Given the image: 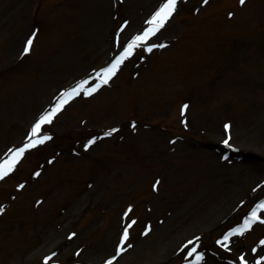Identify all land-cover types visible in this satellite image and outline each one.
<instances>
[{
	"label": "rangeland",
	"instance_id": "obj_1",
	"mask_svg": "<svg viewBox=\"0 0 264 264\" xmlns=\"http://www.w3.org/2000/svg\"><path fill=\"white\" fill-rule=\"evenodd\" d=\"M159 3L0 0V158L120 51L121 27L123 43ZM157 42L167 47L66 104L44 126L52 139L0 180V264H45L53 252L48 264H185L181 248L196 236L206 264H232L264 239L257 222L231 252L216 244L264 198V0H178ZM131 220L132 247L118 253Z\"/></svg>",
	"mask_w": 264,
	"mask_h": 264
},
{
	"label": "snow or ice",
	"instance_id": "obj_2",
	"mask_svg": "<svg viewBox=\"0 0 264 264\" xmlns=\"http://www.w3.org/2000/svg\"><path fill=\"white\" fill-rule=\"evenodd\" d=\"M246 0H240V4L244 5ZM209 0H203V4L207 5ZM178 0H160L158 7L152 13V15L146 19L145 26L137 30L131 36L126 37L121 42V37L119 33L124 32L127 27V23L120 28L119 33L116 37L117 48L120 49L118 54L108 63L107 66L94 70L95 74L85 79L79 80L75 86L65 89L55 100L49 110L45 111L43 115L39 116L30 128V132L26 136L25 142L19 146H14L7 149L5 156L0 158V180H3L10 173L14 172L17 168L19 162L24 158L25 153L31 149H35L38 146L44 144L46 141L52 139L50 133L45 132L44 126L53 123L56 115L61 112L65 105L68 104L72 99L81 94L92 95L98 91L103 85L108 84L114 76L121 70V67L126 61L131 60L133 57L138 56L142 51L152 53L155 49L167 47L164 42H157L160 35H162V30L165 29L169 20L177 11ZM198 11V9H197ZM234 15V13H229V16ZM36 39V32H33L29 38L26 40L25 47L23 51L25 53L31 52L33 48L34 41ZM188 109V105H183L182 113ZM187 123V121H185ZM132 127L135 128V122L132 123ZM226 129L231 128V124H225ZM119 129L111 128L104 132V136H111L114 132ZM98 137H93L85 145V148L91 147L96 143ZM230 133L227 138L223 140L225 146L233 148L234 145L230 143L231 140ZM227 159V157H225ZM40 172H35L34 175L40 176ZM160 181H156L155 185H158ZM19 188L23 189L25 185L23 183L18 185ZM0 212H3V208H0ZM132 212V207L130 206L125 213ZM257 222L264 223V201H261L255 207L250 208V210L242 217V223H238L236 226L229 228L225 233L221 235L220 238L216 240V244L224 248L226 251L231 252L233 241L232 238L235 236L243 237L246 232L253 228V225ZM136 224L135 220H131L130 223L124 228L121 240L122 242L117 246V252L123 253L127 251V248L132 247L129 240V228ZM151 231V226L147 227L145 235ZM76 233H72L71 236L74 237ZM71 238V237H70ZM201 237L196 236L194 239H189L187 243L183 245L181 251L187 249L185 264H206L205 252L201 249ZM83 251V250H81ZM80 252H77V256ZM57 257V253L53 252L50 256L45 257V264L49 261H53ZM118 259L117 255H112L109 259L105 261V264H114V261ZM232 264H264V239H260L258 243L250 249V252H244L241 250L238 257L233 260Z\"/></svg>",
	"mask_w": 264,
	"mask_h": 264
},
{
	"label": "bare ground",
	"instance_id": "obj_3",
	"mask_svg": "<svg viewBox=\"0 0 264 264\" xmlns=\"http://www.w3.org/2000/svg\"><path fill=\"white\" fill-rule=\"evenodd\" d=\"M216 142H217L216 147H217L218 149L223 148L224 145H223L222 142H220V141H218V140H216ZM230 142H231V140H230ZM231 144H234V142H232ZM236 148L238 149V151H241V149H242V150L245 149V148L242 147V146H237Z\"/></svg>",
	"mask_w": 264,
	"mask_h": 264
}]
</instances>
